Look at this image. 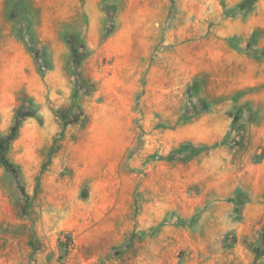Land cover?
Instances as JSON below:
<instances>
[{
    "label": "rangeland",
    "instance_id": "1",
    "mask_svg": "<svg viewBox=\"0 0 264 264\" xmlns=\"http://www.w3.org/2000/svg\"><path fill=\"white\" fill-rule=\"evenodd\" d=\"M0 9V264H264V0ZM242 14L243 69H177Z\"/></svg>",
    "mask_w": 264,
    "mask_h": 264
},
{
    "label": "crops",
    "instance_id": "2",
    "mask_svg": "<svg viewBox=\"0 0 264 264\" xmlns=\"http://www.w3.org/2000/svg\"><path fill=\"white\" fill-rule=\"evenodd\" d=\"M3 1L4 0H0V8L2 7ZM203 12L206 17H210L212 15L211 9L207 10L205 5ZM216 21H219L220 23L219 25H215L213 30L214 33L211 35L210 39L200 38V35L198 34L196 40L191 42L190 45L188 43H181V45H179V39L175 40L177 44L175 45V49L172 51H176L174 61L177 69L182 71L187 69L191 70L193 73L201 69L217 70L218 66L223 65L224 67L229 66V69L231 68L230 70H232L233 67H236L239 63L242 65L243 69V48H241V46H233L234 44H231V40L234 37H240L243 39V14L235 15L234 17L221 16L218 17L215 22ZM115 40H118V38L113 35L107 39L104 44L105 46L115 44ZM171 40L172 39H169L166 34L163 44H167ZM128 41V46L130 47L133 43L131 40ZM151 43L152 41L150 37H144L143 41H139L137 43L140 47H136L135 50H133L130 69L135 72V81H138L140 71L147 68L148 61L146 55L151 52ZM163 48L165 47H161V49ZM159 54L166 56L167 51L159 52ZM200 55L205 56L206 58L202 65L199 60ZM141 57H143V60H141ZM152 68L153 66H151L149 70L152 71Z\"/></svg>",
    "mask_w": 264,
    "mask_h": 264
}]
</instances>
